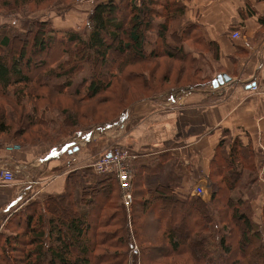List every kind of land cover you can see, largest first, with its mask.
Returning <instances> with one entry per match:
<instances>
[{"label": "trees", "instance_id": "obj_1", "mask_svg": "<svg viewBox=\"0 0 264 264\" xmlns=\"http://www.w3.org/2000/svg\"><path fill=\"white\" fill-rule=\"evenodd\" d=\"M47 1L5 0V4L7 8L29 12L30 2ZM184 7L183 0H97L87 13V37L72 30L57 36L56 28L49 21L39 20H32L24 32L0 37V97L23 106L28 112V117L23 120L25 123L20 122L22 126L17 129L18 133L23 135L28 128L29 133H33V126L43 130L50 125L42 115L51 114L53 109L48 104L42 108L39 104L31 107L27 104L31 97L57 92L66 97L92 99L110 89L114 79L138 90H150L145 80L147 75L134 70L125 72V68H129L126 66L165 56L182 61L185 67L192 69L193 53L183 47L186 40H191L195 47L211 51L213 58L218 59V45L205 38L197 22L183 24L180 21L177 29L169 31L168 23L179 20ZM156 18L163 20L156 23ZM154 30L157 38L152 41L149 33ZM170 39L175 43H170ZM64 56L66 59L62 60ZM124 56L128 65L121 64L125 62ZM234 58H230L232 63ZM85 64L91 68V75L69 92L73 79ZM113 65L117 66L119 77L108 74ZM193 71L200 72L199 69ZM60 78L64 81L50 83ZM201 86H204L203 82L188 84L190 88ZM28 87L36 89L39 95L30 92ZM221 96V93L214 92L208 98L213 101ZM62 114L55 117L58 128L54 138L49 136L52 140L70 133L69 138L82 129L73 120L67 130ZM6 130L1 124L0 132ZM222 144L221 141L216 145L210 160L215 172L209 168V176H221L225 184L224 198L221 199L223 208L217 209L219 220L215 225L213 217L206 213V203L198 196L182 195L172 186L160 184L138 190L137 180L142 172L139 168L133 172L136 190L131 210H136L139 205L144 216L156 212L158 221L152 225L151 232L142 230L150 234L141 235L138 217L133 211L135 235L139 236L137 244L133 242L132 228L127 231L122 202L120 205L112 202L111 205L116 207L114 212L104 213L113 193L121 199L115 176L71 170L66 174L60 195L46 196L42 202L33 199L4 216V227L0 230V264H157L159 258L166 257L173 258L177 264H264V201L260 207L261 221L254 222L241 209L252 197L250 194L244 197L242 191L250 192L248 187L256 181L244 173L245 167L253 163L255 151L250 144L245 145L235 138L228 154L221 155ZM227 163L232 165V170H226ZM82 175L83 184L88 177L92 182L79 184L78 176ZM77 194L79 203H75ZM136 194L142 198L137 200ZM216 198L213 193L210 203ZM227 223L233 228H228ZM154 230H161L167 248L146 244L157 232Z\"/></svg>", "mask_w": 264, "mask_h": 264}, {"label": "crops", "instance_id": "obj_2", "mask_svg": "<svg viewBox=\"0 0 264 264\" xmlns=\"http://www.w3.org/2000/svg\"><path fill=\"white\" fill-rule=\"evenodd\" d=\"M183 2V24L197 22L205 38L219 47V69L214 71L210 80L219 73H226L232 78L231 81L216 90L190 88L162 102L147 103L141 106L146 117L141 115L133 123L131 120L135 118V109L129 110L119 122H112L103 132L100 131L99 136L104 134L103 138L93 144L89 140L82 146L70 144L55 150L52 146L46 148L45 143H39L9 152L6 146L18 141L12 137L0 138V167H8L15 175L11 184L0 186V228L4 224V216L16 207L36 197L42 202L46 196L60 195L70 169L93 173L91 164L116 144L128 145L135 151V164L139 163L138 160H145V163L133 166L136 170L141 168L143 174L156 167L160 170L164 162L168 161L170 168L175 171L177 186L157 183L153 187L168 185L178 191L194 190L196 186L208 184L209 162L215 147L227 138H239L243 144H250L255 151V159L262 160L264 0ZM85 12L88 13L89 9H85ZM232 30H237L240 38L233 39ZM185 42L183 47L186 48L190 41ZM241 54L246 56L238 58ZM233 56L234 63L230 60ZM249 82H255L258 86L256 92L249 89ZM214 92L222 96L210 101L208 97ZM96 135L93 132V136ZM39 151V154L34 155ZM66 155L75 160H70L71 157L66 159ZM194 157L197 160L193 165Z\"/></svg>", "mask_w": 264, "mask_h": 264}, {"label": "rangeland", "instance_id": "obj_3", "mask_svg": "<svg viewBox=\"0 0 264 264\" xmlns=\"http://www.w3.org/2000/svg\"><path fill=\"white\" fill-rule=\"evenodd\" d=\"M94 1L97 0H49L47 3H37V2H30L28 4V11H19V9H11L6 7L5 0H0V37L3 36H12L14 33H20L27 30L30 22L32 20H39V21H49L53 27L56 29L55 32L57 36H62L66 31L72 30L77 31L80 33L83 37H87L88 34V28L86 25V18H87V12H85V9H91ZM105 1V0H104ZM185 1V0H183ZM181 2V0H180ZM159 10L160 8L157 7ZM21 9V8H20ZM162 18H156L154 21L162 22ZM179 20H172L168 23L169 31H174L177 29L180 24ZM234 30H232L233 32ZM149 37L152 41H155L157 36L155 35V30L149 33ZM188 43V46L186 48L184 47V50H191L189 52L193 53V66L192 69H189L185 67L184 63L182 61L166 58L165 56L157 58V59H150L148 61H144L141 63H136V65H129L125 68V72H139L142 73V75H147L148 79L146 80V84L149 83V89L150 90H138L136 88H132L129 85H126L122 80L120 79H114V83L111 85V88L107 91L101 92L98 96L93 97L92 99H81L79 97H66L63 96L57 92H45L44 94H40L37 92L36 89L28 87L30 89V92H34L35 95L38 94L40 97L34 96L31 97V100L27 102L31 107L33 105L39 104L41 105L40 108L43 107V105L48 104L53 111L50 110L51 114L49 112H46L44 115H42V118H46L49 120L48 126H45L42 129H39V127L33 126L31 130L33 133H29V129L26 133L20 134L18 133L17 129L22 126L21 123H25L24 119L28 117V112L23 106L21 107L19 104H14L12 102L6 101L3 98L0 97V126L3 124L7 130L4 132H0V138H15L18 142L16 144L20 145V150L22 148V144H37L39 142L36 141H44L46 148L49 146H52L55 148V150H61L64 146L68 147L70 146V140L72 138H77L82 135H87L88 131L90 132L98 133V135L91 136L90 143L93 144L100 138H103V135L99 134L103 132L106 127L112 123V122H119L120 118L129 110H134L135 112V118L132 119L131 122H135V120L140 117L141 115L143 117H146V115H143V108L141 106L149 103H158V101H164V99H168L171 97V95H176L178 92H183L190 87H188L189 83H199L203 82L204 86H201L199 89H211V80L210 76L214 73V71L219 69L217 59L213 58V54L210 51H205L201 47H195L191 40ZM170 43L174 44L175 40L170 39ZM186 43V42H185ZM247 54V53H246ZM246 54L238 55L239 57H244ZM121 57V55H120ZM119 57V61L122 62V58ZM66 59V56L62 58V60ZM124 63L121 64H127L128 65V59L127 57H123ZM199 69L200 72L196 73L193 70ZM128 70V71H127ZM107 71V70H106ZM194 72V75H193ZM92 71L89 65L84 66V68L78 72L73 79V83L71 87L68 88L69 92H72L74 87L83 80L85 77H89L91 75ZM116 74L115 76L119 77V70L117 66L113 65L109 67L108 74ZM138 73V74H139ZM209 79V80H208ZM64 81V78L60 79H54L52 80V83H61ZM187 85V86H186ZM32 104V105H31ZM28 106L27 108H30ZM151 107V105H148ZM139 108V109H136ZM63 114H62V113ZM142 113V114H141ZM57 114H62L65 120L64 127L69 130L70 123L74 120L77 123H79L82 127V129L78 132H75L73 136L69 137L70 133L64 135L61 134L59 138L56 140H52L49 138V136H53L54 138L56 136V129L58 128V123L54 122L55 117H57ZM62 117V116H61ZM60 119V118H59ZM58 119V121H59ZM18 122H17V121ZM24 120V121H23ZM53 122V123H52ZM109 122V123H108ZM96 124V126H95ZM92 125V126H91ZM130 125V123H128ZM127 125V126H128ZM91 126V127H90ZM87 127H89L87 129ZM40 130V132H39ZM51 131L49 135H47L48 131ZM66 130V131H67ZM101 131V132H100ZM89 132V133H90ZM55 135V136H54ZM232 138H227L225 141H222V146L220 148L221 155L228 154V149L233 144ZM32 142V143H31ZM44 142H40V144H44ZM28 145H25L27 147ZM114 147H121L123 149H127L131 155L135 154V151L128 145L123 144H116ZM41 151L34 153V155L39 154ZM136 155V154H135ZM134 155V156H135ZM71 157V158H70ZM67 156L66 159L70 158L72 160V156ZM137 157V155H136ZM135 158L130 160V168L135 173V170L133 166H138L140 163H145L144 161L141 162L138 160V164H135ZM260 159L257 160L253 158V163L249 164V166L245 167L244 173L248 176H251L252 178H255V183L251 184L249 190L250 192L242 191V195L247 198V196L250 194L252 197L247 199V204H245L241 209H243L248 217H250L254 222L261 219L260 214V207L261 204L264 201V155ZM196 157L193 159V165L196 161ZM170 163L168 161L164 162L163 168H160V170H157L156 168H150L151 170H147L144 174L143 172L140 173L138 176L137 182L140 187H138V190H144V187H153V184L157 183H167L172 185L173 187L177 186L176 181L174 180V170L170 168ZM222 164H224L222 162ZM253 166V167H252ZM209 168L215 172V167L210 166L209 162ZM189 169H192L189 167ZM72 170V169H70ZM181 170V169H180ZM227 171L232 170V165L230 163H227ZM97 174V173H96ZM98 175V174H97ZM247 176V177H248ZM80 177L79 184L86 185L90 184L91 178L88 177L87 180H85V183L83 184L84 176H78ZM201 175L198 174V178H200ZM134 179V177H133ZM245 181V178H243ZM242 180V181H243ZM252 180V179H251ZM132 182V188H131V201L133 202L135 196V187H133V180ZM140 183V184H139ZM225 184L223 183V179L217 176L210 177L208 174V184L202 186L204 190V197L201 196V200L205 204L207 208V212L209 215L213 217V225L218 223V216H217V209H222L223 205L221 203V199L224 198L225 194ZM242 188V186H241ZM77 190V187H76ZM182 195L190 194V196L194 195L192 189H187L185 191H180ZM215 193L217 198L216 200L211 204V197L212 194ZM235 193H238V191H235ZM79 194L77 196L75 195V203H79ZM37 198V197H36ZM35 198V199H36ZM119 198L118 195L115 193L112 194L111 200L108 202L104 209V213H107V215L114 212V205H111L112 202H117V204L120 205V202H122L123 198V191L119 190ZM142 198L140 194H136V199L139 200ZM38 199V198H37ZM249 204V208L247 207ZM132 203L128 205L123 206V216L125 223H127V231H134V240L133 242L138 243L137 238L139 239V236L137 237L135 233L134 228V222H133V214L136 215V218L138 220V227L140 228L141 235L143 234H150L145 233L142 230L146 229L147 231H152V225H155L158 221V215L155 214H146L144 216L141 213V210L139 208V205L136 206V210L133 213L131 210ZM133 213V214H132ZM48 216V215H47ZM46 216V218H47ZM47 220V219H46ZM228 224V228H233L230 223ZM150 226V228H149ZM220 226V224H218ZM4 227V226H2ZM0 228V230H3V228ZM215 229V227L213 226ZM154 229V228H153ZM155 232L153 238H156L155 240L147 241V245L150 246H161L167 248V242H165V239L163 238V233L161 230H154ZM156 236V237H155ZM184 260H187L186 257H182ZM251 258V257H250ZM130 262V259H128ZM155 263L157 264H177L175 263L173 258H159Z\"/></svg>", "mask_w": 264, "mask_h": 264}, {"label": "built area", "instance_id": "obj_4", "mask_svg": "<svg viewBox=\"0 0 264 264\" xmlns=\"http://www.w3.org/2000/svg\"><path fill=\"white\" fill-rule=\"evenodd\" d=\"M231 37L233 39H238L240 38V33L237 30H234L231 33ZM251 83H254V85H250L249 89L256 92L258 90V86L255 84V82H249L248 84ZM91 134L93 135V132H88L87 135L72 138L70 140V144L72 146H82L93 137ZM6 150L9 152L20 150V145L11 144L6 146ZM134 155H131L127 149H123L121 147H112L109 152L102 154L91 164L92 170L95 174L97 173L99 175L105 176L112 174L115 176L119 189L123 191L122 203L123 205L128 206L132 203L130 192L132 188L131 181L133 180L134 175L133 170L130 168V160L136 157V155ZM72 160L74 161L75 158L72 157ZM14 178L15 175L11 169L8 167H0V186L11 184L14 181ZM193 192L199 196L204 195V190L201 186H196Z\"/></svg>", "mask_w": 264, "mask_h": 264}, {"label": "water", "instance_id": "obj_5", "mask_svg": "<svg viewBox=\"0 0 264 264\" xmlns=\"http://www.w3.org/2000/svg\"><path fill=\"white\" fill-rule=\"evenodd\" d=\"M231 79L232 78L228 74L219 73L211 80V87L215 90L219 89L222 86H224L226 83H229ZM250 85H254V83L248 84L249 87Z\"/></svg>", "mask_w": 264, "mask_h": 264}]
</instances>
